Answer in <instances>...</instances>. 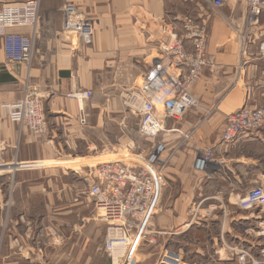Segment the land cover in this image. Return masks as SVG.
<instances>
[{"label": "crops", "instance_id": "crops-1", "mask_svg": "<svg viewBox=\"0 0 264 264\" xmlns=\"http://www.w3.org/2000/svg\"><path fill=\"white\" fill-rule=\"evenodd\" d=\"M30 1L0 0V9ZM169 1L40 0L34 29L8 30L33 35L29 68L5 62L0 38V141L5 144L0 147V264H111L95 250L103 244L104 230L94 218L84 173L102 150L109 152L115 143L128 147L137 138L140 116L126 107V100L159 56L157 47L178 31L168 17ZM65 3L82 10L94 28L92 43L76 52L61 33ZM202 16L207 25V51L213 57V64L192 88L202 109L190 110L178 124L168 120L166 128L172 131L159 135L158 140L167 145L154 220L161 234L154 244L141 247L139 264H157L164 249H174L182 233L199 228L198 222L190 220L194 205H202L199 211L207 213L206 217L222 205V189L203 194L210 184L221 180L229 185L231 203L240 196L235 192L244 177L264 182V127L229 146L220 144L228 114L264 105V14L247 56L240 54L237 35L247 25L246 0H228L221 9L210 8ZM26 80L42 102L47 143L9 120L8 107L21 98ZM77 91H88L91 98L68 97ZM81 115L86 121L83 125ZM134 116L138 122L133 125ZM207 148L225 160L224 167L210 178L194 168L195 154ZM246 219L254 224L256 232L250 229V233L256 241L250 247L257 250L262 245L259 240H264V232L260 234L256 227L259 217ZM232 221L241 226L242 218ZM202 223V229H214L221 220ZM225 223L223 233L230 236ZM231 239L239 246L244 243L238 236ZM215 247L212 250L217 253Z\"/></svg>", "mask_w": 264, "mask_h": 264}, {"label": "built area", "instance_id": "built-area-1", "mask_svg": "<svg viewBox=\"0 0 264 264\" xmlns=\"http://www.w3.org/2000/svg\"><path fill=\"white\" fill-rule=\"evenodd\" d=\"M228 0H208L213 10L221 9ZM40 0H32L17 7L0 9V38L3 41L5 62L32 64L34 37L8 32L11 28L34 29L39 20ZM61 12L64 22L61 33L69 40L70 49L76 52L93 40L94 28L87 15L72 3H65ZM247 25L237 31L240 54L247 56L254 41V31L264 14V0H246ZM154 59L140 84L128 95L126 107L134 109L140 116L138 135L151 147L144 150L132 143L130 154L117 158L102 150L86 166L84 179L88 182L87 195L94 206V218L104 228V240L96 252L110 259L111 264H139L143 245H152L161 234L154 227L156 210L159 208L163 186V167L167 162V145L158 140L167 130L168 120L180 123L190 110L202 109L200 100L192 93L202 71L213 64L207 51V25L204 20L196 21L185 17L181 28L167 42L157 47ZM68 97L75 100L91 98L88 91H77ZM8 117L19 128L28 129L40 142L47 143L49 130L42 102L26 80L21 98L8 107ZM210 110H205L209 112ZM79 122L86 123L81 115ZM264 127V105L243 107L225 118L220 144L229 146L234 142L256 133ZM183 138H188L182 134ZM0 147H5L0 141ZM132 150V151H131ZM137 152V153H135ZM225 160L217 158L212 149L197 151L195 171L208 178L218 173ZM237 206L244 211L264 212V187L251 188L237 198ZM264 228L259 230L262 234ZM229 249V248H228ZM237 264H262L264 248L258 256L243 248L230 249ZM157 264H184L179 250L167 248L161 253Z\"/></svg>", "mask_w": 264, "mask_h": 264}, {"label": "rangeland", "instance_id": "rangeland-1", "mask_svg": "<svg viewBox=\"0 0 264 264\" xmlns=\"http://www.w3.org/2000/svg\"><path fill=\"white\" fill-rule=\"evenodd\" d=\"M167 7H168L167 9L168 17L177 30L181 28L182 22L185 17H191L194 20L199 21L202 20L203 13L210 12L208 0H170L167 4ZM136 122H138V118L134 116V119L131 120V124L134 125L136 124ZM136 136L137 138H133V143L135 145L141 146V148H143L144 150H147L149 147L152 146V144H150L151 142L144 141L142 138L139 137L137 133ZM128 148L129 147H125L123 145L115 143L113 148L112 147L108 148L109 151L108 153L117 155V158L125 159L126 156H129L130 154ZM166 165L167 162L164 165L163 169L166 168ZM163 178H164V173H163ZM83 180L85 182L86 188H88V182L85 179ZM241 184L242 185L237 188L236 190L237 192H235V193H240V196L238 197L244 196L251 188H259L260 186L264 187V182L263 184H261L258 182L248 180L246 179V177H244ZM215 188H220L222 189V191H224V194L221 197L222 205L218 209H215L214 212L209 211V215H211L210 217H206L208 216L207 213L205 216L204 212L199 211L202 209V205L198 206V208L197 205H194V208L190 215V220L194 219V222H198V224L200 225L199 228H193L189 231H186L185 233H182L179 236L180 238L177 239L173 244L174 245L173 248L176 250H180V252L182 253L184 257V264H190V263L237 264L236 262L237 259L234 254L237 251L232 253L230 249L243 248L246 250H250L252 253L254 252V255L256 254V256H258L259 250L264 248V240H259L260 242H262V245L258 247L257 250L254 248L252 249V247H250V245L256 241V236L250 233V229L254 231V224L250 221V219H246V218H250V215L253 216L257 215L259 217V222L257 223L256 227H258V232H259V230L264 228V212H258L259 210H249V211L241 210L237 206L238 197L235 198V201L229 203L228 195H230L231 188H229V185L225 184L221 180H217L213 184H210L209 187L205 189L206 191H204L203 194L210 195L215 191ZM194 210H196V212ZM157 212L158 210H156V214ZM202 215L205 216L204 219L201 217ZM236 216L242 218L241 226L238 224L237 226L233 225L234 222L232 221V219ZM204 220H206L208 223L215 222L216 220L217 221L221 220V223L220 225L215 226L214 229H212L211 226L209 227L206 226V228L202 229L201 227L203 224L202 221ZM224 223H225L224 228L227 231V233L230 234V236H228V234L223 233L222 227L224 226ZM231 228L232 231H230ZM254 232H256V230ZM104 235L105 233L103 234V240H104ZM233 236H238L243 240L244 243H241V246L237 245V243L233 241V239H231V237ZM214 240L215 242H213ZM213 245L216 246L215 248L218 251L217 253L213 252L212 250ZM101 246L102 245L100 243L98 244L97 248ZM97 254H101V253L97 252ZM262 264H264V262Z\"/></svg>", "mask_w": 264, "mask_h": 264}]
</instances>
